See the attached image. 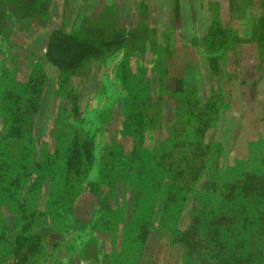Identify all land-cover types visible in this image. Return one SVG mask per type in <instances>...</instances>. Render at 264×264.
Masks as SVG:
<instances>
[{"label": "rangeland", "instance_id": "1", "mask_svg": "<svg viewBox=\"0 0 264 264\" xmlns=\"http://www.w3.org/2000/svg\"><path fill=\"white\" fill-rule=\"evenodd\" d=\"M0 264H264V0H0Z\"/></svg>", "mask_w": 264, "mask_h": 264}]
</instances>
